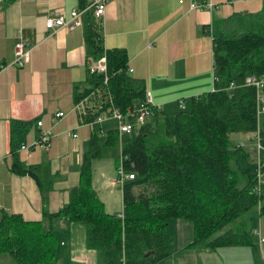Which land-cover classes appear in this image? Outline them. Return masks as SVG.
Instances as JSON below:
<instances>
[{
  "label": "trees",
  "instance_id": "obj_1",
  "mask_svg": "<svg viewBox=\"0 0 264 264\" xmlns=\"http://www.w3.org/2000/svg\"><path fill=\"white\" fill-rule=\"evenodd\" d=\"M88 2L78 0L77 8ZM88 16L86 76L80 81L83 84H74V103L100 87V98L106 96L103 107L109 104V92L110 106L126 112L133 103L144 100L145 81L129 72L125 47L103 45L92 12ZM212 53L213 89L179 99L184 108L179 100L171 111L154 104L143 122L132 120V130L120 142V159L135 177L121 185V214L106 210L92 183V161L101 155L96 126L90 133L89 149L82 155L78 183L69 189L68 202L55 212L44 211L49 217L64 216L81 223L86 248L98 249L102 264L159 263L172 253L173 237L166 226L175 217L192 223L190 245L215 249L253 244L247 218L257 211L264 221V182L257 192L259 177L249 164L253 150L233 143L230 135L258 131L256 87L244 81L250 74L264 77V0L258 10L233 12L220 19L213 33ZM102 55L106 56V83L103 73L89 71V64ZM101 112L102 108L90 109L84 119L93 120ZM28 125L14 122L10 168L19 174L31 173L39 181L18 151L15 132ZM105 133L106 145L119 140L117 128ZM259 133L264 145V132L259 129ZM57 245L54 230L44 229L41 220L2 212L0 252L8 253L18 264L51 262Z\"/></svg>",
  "mask_w": 264,
  "mask_h": 264
},
{
  "label": "crops",
  "instance_id": "obj_2",
  "mask_svg": "<svg viewBox=\"0 0 264 264\" xmlns=\"http://www.w3.org/2000/svg\"><path fill=\"white\" fill-rule=\"evenodd\" d=\"M214 1L216 7L209 10L190 9L188 2L178 0H108L104 13L94 19L103 45L125 47L132 68L129 72L144 79L155 105L171 111L178 107L179 99L213 89L212 38L220 19L233 12L258 10L263 3V0ZM77 6L78 0H0V217L3 211L16 212L28 220H41L44 229L52 228L56 234L66 232L69 241H61L59 252L65 250L69 260L66 264H102L100 251L84 244V227L79 239L72 231L75 221L44 213L55 212L68 202L69 189L79 180L82 155L90 146L92 128L81 122L73 99L74 84H83L80 81L86 76L89 48L84 30L89 22L88 12L78 16L81 24L72 29L61 27L51 32L45 26V19L55 11L68 15ZM19 36L31 47L30 59L21 67L9 64ZM58 110L64 114L53 120ZM37 120L42 121L41 125ZM15 121L29 122L26 129L18 128L15 132L19 143L35 141L42 129L50 131V145L46 148L35 146L29 152L19 151L20 158L39 181L31 173L19 174L10 168ZM105 131H100L104 133L103 143ZM121 135L118 132V137ZM62 151L76 159V168L48 166ZM254 151L252 158L256 160ZM120 160L116 161V168ZM112 182L123 184L117 181V174ZM94 187L105 208L108 206L106 210L121 214L122 191L118 199L108 202ZM105 192L109 194L111 190ZM256 215L258 225L253 227L252 245L217 247L215 254L204 260L200 259V252L209 251L210 247L190 245L192 223L181 217L170 218L166 229L173 237V250L157 264H264L262 220L257 211L251 212L247 219L253 218L254 222ZM180 249L184 250L181 256L171 257ZM88 251L94 255H86ZM254 254L259 260L251 262ZM0 264L18 263L8 253L0 252Z\"/></svg>",
  "mask_w": 264,
  "mask_h": 264
},
{
  "label": "built area",
  "instance_id": "obj_3",
  "mask_svg": "<svg viewBox=\"0 0 264 264\" xmlns=\"http://www.w3.org/2000/svg\"><path fill=\"white\" fill-rule=\"evenodd\" d=\"M108 0H89L88 4L82 8H74L70 10L69 14L66 15L62 11H55L53 15L48 16L45 19V26L51 30V32H55L58 28H68L72 29L76 26L80 25V19L78 16L83 12H92V15L94 17L101 16L105 11V6ZM234 1V0H231ZM179 3L188 2V7L190 9L194 8H200V9H213L216 7V2L214 0H178ZM30 45L24 40L21 36H19L14 44V55L13 59L9 64L15 65L17 67H21L25 65L29 59H30ZM128 70L131 71L132 68L128 66ZM89 71L90 72H100L104 74L103 81L106 83L107 77L106 71H107V63H106V56L102 55L100 58L93 60L89 64ZM244 84L246 85H253L256 87V99H257V105L260 110H264V77H256L254 74L247 75L244 81ZM233 83L229 86V88H232ZM100 91L101 88L97 87L95 88L91 94L84 97L83 99L79 100L78 102L74 103V108L79 114V118L81 122L88 124L92 129L96 126L97 123H101L105 119L113 118L118 122L117 130L119 134L121 133H129L132 130L133 122L132 120H135L137 123H141L145 120V118L150 115L152 112V105H154L152 96L149 90H146L145 98L144 100H140L139 102L133 103L131 106H129L126 110V112H122L116 107H111V94L107 93V100L109 101V104L106 107H103V102H105L106 96L104 98H100ZM106 100V101H107ZM179 106L181 108H184L185 105L182 100H179ZM102 108V112L96 116L93 120L86 121L84 119L85 114L90 109H97ZM64 112L62 110H58L54 113V119L60 118L63 116ZM42 121L37 120V124L41 125ZM99 131H103V128L100 126L98 127ZM121 136H119L120 138ZM50 131L47 129H42L39 132L38 137L36 140L32 143H28L27 141H21L19 143L18 151L24 150L29 152L34 145H40L43 147H47L50 145ZM255 163H256V171L257 176L259 177V182L255 186V189L257 192L260 191L261 188V182H264V178L261 177V171L260 166L262 164L261 162V155L264 152V145L261 141V136L259 133V129L256 132L255 135ZM122 142V139L121 141ZM121 144V143H120ZM135 177L134 171H126L125 168L122 165V162L120 160V163L117 167V181L123 182L125 179H132Z\"/></svg>",
  "mask_w": 264,
  "mask_h": 264
},
{
  "label": "rangeland",
  "instance_id": "obj_4",
  "mask_svg": "<svg viewBox=\"0 0 264 264\" xmlns=\"http://www.w3.org/2000/svg\"><path fill=\"white\" fill-rule=\"evenodd\" d=\"M185 104V103H184ZM189 106V103H186ZM187 106V107H188ZM177 107V106H176ZM175 108V107H174ZM107 119H105V121L101 122V123H97L96 127H102L103 130H107L108 128H117L118 127V122L114 119H108V121L106 122ZM258 129H260L262 132H264V111L260 110L258 113ZM70 135H72V131L69 132ZM99 140H100V144L102 147V151H101V156L97 159H95L92 163V175H93V184L97 186L99 193L101 195L102 198L106 199V201L109 202V200L111 201H115L116 198L118 199L119 194H121V185L117 182H112V179H114L116 177L117 174V168H116V161L119 158V152H120V141L121 139H123L124 136H127L128 134L126 133H121V137L119 138V140L111 145L105 146V144L103 143L104 137L103 134L99 131ZM255 135L256 132H234L230 135V139L233 143H239L242 144L244 143V146L248 149V150H255V146H256V141H255ZM125 138V137H124ZM34 142V141H33ZM29 144L32 142H28ZM35 146H40V145H34ZM46 148V147H45ZM65 151H68L67 147H64ZM62 151L60 152V154L58 155V157L51 159L48 163L50 165L48 166H57L60 168L63 167H68L70 169H73L74 167L76 168V165H74V162H76V159L71 155L68 154L69 152H65ZM120 157H121V152H120ZM48 161V160H47ZM250 166L255 167L256 168V164H255V158H252L249 161ZM46 168V167H45ZM126 181L128 179H125ZM124 180V182H126ZM110 189L111 190V194H106L105 189ZM106 209H108V206H106ZM253 218H251L248 222H247V228L250 231V233L252 234V237L255 238V234L253 233V227L258 225V217L257 215L255 216V221L252 222ZM74 226L72 227V231L75 235V237H79L82 232V228L83 225L79 222H74ZM261 224V223H260ZM262 226L264 227V221H262ZM81 228V229H80ZM56 234V233H55ZM57 239H58V245H57V249H56V255L53 261L48 262L46 264H66L69 263V260L67 259V255L65 250H63V252H60V249L62 248V244L61 241L68 243L69 238L68 235L66 234V232H61V234H56ZM80 244H81V240H79ZM79 249V248H78ZM97 254H98V258L100 259V253L98 250ZM184 250L180 249L177 250L175 255H171V257H175V259H177L178 256H181V253ZM215 250L213 248H210L209 251H205L203 250L202 252H200V259L204 260L205 258L209 257L210 254L211 256L214 253ZM88 256L94 255V253H91L90 251L85 253ZM80 255V254H79ZM84 255V254H83ZM254 260H259L258 255L254 254L252 255L251 258V262H254ZM92 262H94V260H91ZM99 262L95 263L98 264Z\"/></svg>",
  "mask_w": 264,
  "mask_h": 264
}]
</instances>
